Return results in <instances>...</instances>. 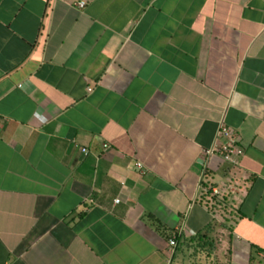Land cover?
<instances>
[{"label": "crops", "instance_id": "obj_1", "mask_svg": "<svg viewBox=\"0 0 264 264\" xmlns=\"http://www.w3.org/2000/svg\"><path fill=\"white\" fill-rule=\"evenodd\" d=\"M0 264H264V0H0Z\"/></svg>", "mask_w": 264, "mask_h": 264}, {"label": "built area", "instance_id": "obj_2", "mask_svg": "<svg viewBox=\"0 0 264 264\" xmlns=\"http://www.w3.org/2000/svg\"><path fill=\"white\" fill-rule=\"evenodd\" d=\"M79 7H84L86 5L85 1H81L78 3ZM221 139H225V141H221ZM105 148H108V144H104ZM84 151H86L84 149ZM219 153L222 157V159L231 164V165H237L239 162V156H240V148L238 145V138L233 129H231L229 126L225 124H221L218 132H217V138L214 144V147L206 150V154H213V153ZM139 168H142L141 164H138ZM208 182V181H207ZM204 195L208 199L211 205L217 206L222 205V207L225 204V200L230 197V195L234 194L236 192V189L232 187V184L225 185V187H218L215 186L212 183H207L203 187ZM170 244L172 246H176V240L172 239L170 241Z\"/></svg>", "mask_w": 264, "mask_h": 264}, {"label": "trees", "instance_id": "obj_3", "mask_svg": "<svg viewBox=\"0 0 264 264\" xmlns=\"http://www.w3.org/2000/svg\"><path fill=\"white\" fill-rule=\"evenodd\" d=\"M201 237H203V236H201ZM177 240H180V238L178 237Z\"/></svg>", "mask_w": 264, "mask_h": 264}, {"label": "rangeland", "instance_id": "obj_4", "mask_svg": "<svg viewBox=\"0 0 264 264\" xmlns=\"http://www.w3.org/2000/svg\"><path fill=\"white\" fill-rule=\"evenodd\" d=\"M227 214H229V211H227Z\"/></svg>", "mask_w": 264, "mask_h": 264}]
</instances>
